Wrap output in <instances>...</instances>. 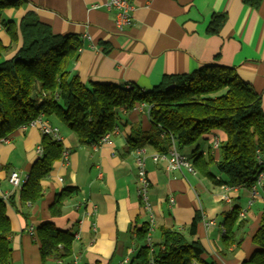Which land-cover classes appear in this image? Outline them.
Here are the masks:
<instances>
[{
    "label": "crops",
    "instance_id": "obj_1",
    "mask_svg": "<svg viewBox=\"0 0 264 264\" xmlns=\"http://www.w3.org/2000/svg\"><path fill=\"white\" fill-rule=\"evenodd\" d=\"M130 1L134 24L123 31L116 26V12L103 6L105 0H24L20 8L5 9L0 23L5 20L18 25L27 12L33 11L55 33L78 35L82 49L71 72L87 85H137L150 91L165 75L192 73L203 65L220 64L237 68L241 78L261 95L264 109V0L258 7L243 0ZM215 14H225L226 20L217 33H210ZM0 40L10 47L0 53V62L14 57L22 45L20 38L12 42L3 25ZM49 122L59 129L67 157H62L42 181L43 196L35 203L22 202L20 189L14 188L9 178L13 171L22 177L29 174L40 157L37 149L42 131L35 126L21 127L0 141V197H14V205L7 206L13 230V264H130L139 248L137 231L144 223L151 225L152 245L162 242L160 227H170L189 240H199L206 258L223 264H242L257 250L252 236L264 209L262 189L247 209L248 222L238 234L243 240L240 247L232 246L221 254V224L235 206L247 208L250 187L234 186L229 191L232 201L227 202L221 184L198 170L196 174L171 173L165 162H154L152 155L159 151L150 144L144 148L152 210H146L138 196L137 150H128L130 138L158 132L147 105L122 111L110 140L99 145L81 144L77 133L57 117L49 118ZM216 140L224 141L225 133L208 134L199 148L205 156L215 150L218 160ZM211 170L217 179H223L215 165ZM67 187L78 191L63 202L61 215L54 217L50 208ZM198 213L201 220L191 235L190 226ZM49 221L59 229L79 234L70 257L42 261L36 232L39 225Z\"/></svg>",
    "mask_w": 264,
    "mask_h": 264
},
{
    "label": "trees",
    "instance_id": "obj_2",
    "mask_svg": "<svg viewBox=\"0 0 264 264\" xmlns=\"http://www.w3.org/2000/svg\"><path fill=\"white\" fill-rule=\"evenodd\" d=\"M243 1L258 7L262 0ZM23 4L24 0H0V14ZM225 20V14H215L209 32L217 33ZM1 24L12 42L20 38L22 45L14 57L0 62V141L43 115L48 121L57 117L77 133L81 144L99 145L105 135L116 131L122 111L145 104L158 132L130 138L128 152L150 144L160 153H167L175 142L203 176L231 186L252 187L264 171L258 157L264 154L261 95L241 78L237 68L209 64L192 73L165 75L150 91L137 85L124 87L100 82L87 85L71 72L82 46L78 35L55 33L33 11L27 12L18 25L5 20ZM9 48L0 40V53ZM216 131L225 133V140L217 147L218 160L214 157L215 150L205 156L199 148V142ZM40 145L43 153L20 189L22 202L35 203L42 198V181L65 151L62 141L49 134H43ZM213 165L223 179H217L211 170ZM77 191L75 187H67L58 194L50 208L52 216L61 215L63 202ZM262 191L264 194V184ZM8 203L14 205L13 196L8 200L0 197V264H13V230L7 215ZM240 211V207L235 206L224 222L221 254L232 246L240 247L243 241L238 234L248 220L240 218ZM200 220L198 213L190 226L191 235L196 233ZM150 231L149 223H144L137 231L139 248L130 264H223L207 259L202 243L189 240L179 230L161 226L162 242L153 245ZM75 235L71 229H59L51 221L39 225L36 237L42 261L50 257L59 260L70 257ZM252 242L257 250L242 264H264V209Z\"/></svg>",
    "mask_w": 264,
    "mask_h": 264
},
{
    "label": "built area",
    "instance_id": "obj_3",
    "mask_svg": "<svg viewBox=\"0 0 264 264\" xmlns=\"http://www.w3.org/2000/svg\"><path fill=\"white\" fill-rule=\"evenodd\" d=\"M103 6L107 10H114L116 12L115 17V23L117 28L120 31L126 30L130 28L134 24V17H133V4L130 0H105ZM2 27V24L0 23V28ZM82 48L79 49L81 51ZM29 126H35L39 127V129L42 131V134H49L53 136L57 140H61V136L59 133V129L57 127H54L45 117L42 115L35 120H33L30 124L22 126L23 129L28 128ZM111 133L105 135L101 141L100 144L108 142L111 138ZM219 140L215 141V147H218ZM37 152L39 156L43 153V148L40 145L37 149ZM137 164H138V175H139V188H138V196L143 200L145 203V208L147 211L151 212V202L149 199V187L150 182L147 177V171H146V149L139 148L137 149ZM67 152L63 153V158L66 159ZM259 164L264 165V159L261 154H259ZM152 159L154 162H165L166 169L171 173H183L188 172L190 174H196L197 169L194 166L192 160L189 158V156L183 152H181L175 142H173L170 150L167 153H155L152 155ZM28 179V174L25 177H22L19 172L13 171L10 174V183L14 186V188L21 189L23 184ZM219 179V178H218ZM264 184V171H262L256 182L250 187L251 192V198L248 203L247 208H244L240 211V218H245L247 209L254 203V201L259 198L260 196V190L262 189V186ZM243 185V184H242ZM238 187L241 185H237ZM223 188V199L227 202L232 201V197L230 196L229 191L234 187L227 183H223L221 185ZM87 215L89 214L88 211L85 212ZM153 217L151 216V223H153ZM210 224H213L212 221L209 222ZM221 230L224 233L225 232V224H221ZM76 238L79 237V234L75 235Z\"/></svg>",
    "mask_w": 264,
    "mask_h": 264
},
{
    "label": "rangeland",
    "instance_id": "obj_4",
    "mask_svg": "<svg viewBox=\"0 0 264 264\" xmlns=\"http://www.w3.org/2000/svg\"><path fill=\"white\" fill-rule=\"evenodd\" d=\"M187 153H190V150H189V151H187ZM196 169H197V168H196ZM222 184H223V183H222ZM222 184H221V185H222Z\"/></svg>",
    "mask_w": 264,
    "mask_h": 264
}]
</instances>
